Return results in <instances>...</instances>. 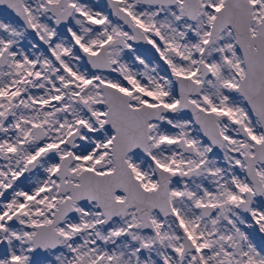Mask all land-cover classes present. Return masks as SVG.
Masks as SVG:
<instances>
[{
    "label": "snow or ice",
    "instance_id": "snow-or-ice-1",
    "mask_svg": "<svg viewBox=\"0 0 264 264\" xmlns=\"http://www.w3.org/2000/svg\"><path fill=\"white\" fill-rule=\"evenodd\" d=\"M0 264H264V0H0Z\"/></svg>",
    "mask_w": 264,
    "mask_h": 264
}]
</instances>
